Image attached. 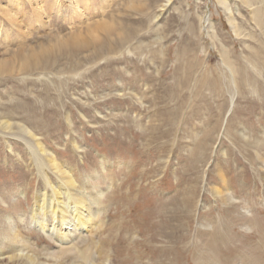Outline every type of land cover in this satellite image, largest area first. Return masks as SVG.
<instances>
[{
    "label": "rangeland",
    "instance_id": "rangeland-1",
    "mask_svg": "<svg viewBox=\"0 0 264 264\" xmlns=\"http://www.w3.org/2000/svg\"><path fill=\"white\" fill-rule=\"evenodd\" d=\"M227 1L0 0L4 251L42 188L23 125L78 183H113L89 264H264V0L256 23ZM16 222L45 264L75 254Z\"/></svg>",
    "mask_w": 264,
    "mask_h": 264
},
{
    "label": "bare ground",
    "instance_id": "bare-ground-1",
    "mask_svg": "<svg viewBox=\"0 0 264 264\" xmlns=\"http://www.w3.org/2000/svg\"><path fill=\"white\" fill-rule=\"evenodd\" d=\"M239 1L243 2L250 9L255 23L261 20L260 11L255 5L256 3H254L255 0L253 2L252 0ZM69 4L72 7L71 3ZM219 4L224 11L229 14L232 13L227 0H219ZM236 11L238 12V9ZM227 16L230 17V15ZM232 17L229 19L231 27L235 35L240 36L242 33L241 28L234 23ZM207 25L209 26L208 34L213 37L215 33L214 26L209 18L207 19ZM222 64L225 65L226 69L231 71L229 66H227L226 60H222ZM233 100V98L230 99V108L233 106ZM16 128L19 131V137L22 139L24 138L23 134H27V137L29 136L30 139L32 138L28 142L25 140V144L27 145L28 154L34 163L37 174L42 179V188L32 197L33 204L27 216L24 214L15 217L11 215L6 216L5 219L11 229V235L7 237L11 238L12 245L10 244L11 246L4 251L1 245L6 241L5 237L0 239V264H8L7 261L9 264H45L44 258L42 256L41 258L40 254H37L31 248V244L37 246V243H31L29 239L21 236L17 228L19 224L16 221H20L25 226H28V231L33 229V232L52 240L58 247L62 245L68 246L74 251L75 254L72 253L74 255L68 257L69 261L66 260L67 262L64 261L61 264H89V254L80 249L81 245L78 247L77 242L84 241L86 239L85 235L89 234V231L96 226L93 220L103 210L101 200L112 189L113 183H109L107 187H101L100 185L95 187L91 183L92 178H87L78 183L73 169L68 167L65 162L58 161L52 152L46 149L45 145L30 130L23 127V125ZM0 129L10 131L12 124L0 120ZM48 172L56 178V182L51 179ZM95 178L97 179V175L93 179ZM214 191L216 194L221 195L219 189H214ZM22 195L26 196L25 193H22ZM49 249L43 247L41 249L42 254L45 257L49 256L53 258ZM64 252L66 253L67 251ZM5 260H7L6 263Z\"/></svg>",
    "mask_w": 264,
    "mask_h": 264
}]
</instances>
